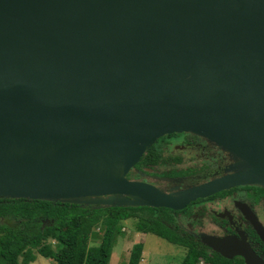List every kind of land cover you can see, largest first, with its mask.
<instances>
[{
	"label": "water",
	"instance_id": "obj_1",
	"mask_svg": "<svg viewBox=\"0 0 264 264\" xmlns=\"http://www.w3.org/2000/svg\"><path fill=\"white\" fill-rule=\"evenodd\" d=\"M182 132L227 172L175 191L126 177ZM238 185L264 188V0H0V198L176 211ZM194 236L264 264L241 233Z\"/></svg>",
	"mask_w": 264,
	"mask_h": 264
},
{
	"label": "trees",
	"instance_id": "obj_2",
	"mask_svg": "<svg viewBox=\"0 0 264 264\" xmlns=\"http://www.w3.org/2000/svg\"><path fill=\"white\" fill-rule=\"evenodd\" d=\"M155 143V142H154ZM151 144L141 155L135 168L154 164L157 145ZM127 177V176H126ZM186 207L183 212H188ZM135 219L136 232L152 233L184 248L178 264H243L241 257L225 259L202 245L189 233L177 230L172 211L168 208L138 206L92 207L74 203L22 198H0V264H27L36 254L52 259L54 264H108L120 222ZM100 231L96 245H89ZM49 239L57 242L55 249ZM142 242L134 243L128 251L126 264H138Z\"/></svg>",
	"mask_w": 264,
	"mask_h": 264
},
{
	"label": "flooded vegetation",
	"instance_id": "obj_3",
	"mask_svg": "<svg viewBox=\"0 0 264 264\" xmlns=\"http://www.w3.org/2000/svg\"><path fill=\"white\" fill-rule=\"evenodd\" d=\"M154 142L157 145L155 163H147L139 168L133 166L127 172V178L158 185L164 190L182 189L225 174V169L232 162L225 152L195 134L170 133L158 137ZM174 149L180 154L170 153L167 157H162L164 151ZM191 151H194V155L198 153L202 156L200 163L196 164L194 160L193 164L186 168L169 167L170 163H178L183 153ZM190 203L194 204L187 208V213L183 212ZM190 203L181 210H171L174 217V224L171 226L193 237L198 232L215 235L241 233L252 250L264 260V244L246 217L247 214L252 215L264 228V188L256 185H238L204 198H197Z\"/></svg>",
	"mask_w": 264,
	"mask_h": 264
},
{
	"label": "rangeland",
	"instance_id": "obj_4",
	"mask_svg": "<svg viewBox=\"0 0 264 264\" xmlns=\"http://www.w3.org/2000/svg\"><path fill=\"white\" fill-rule=\"evenodd\" d=\"M207 141V140H206ZM170 153L180 154L178 150L164 151L162 157H167ZM182 155V154H181ZM199 155V157H197ZM202 156L194 151L183 153L181 160L178 163H170L169 167L174 169H182L189 167L193 164L194 160L200 163ZM192 159V160H188ZM214 159V158H213ZM165 165V164H164ZM166 167V166H165ZM168 167V168H169ZM226 170V169H225ZM140 173H138L139 175ZM161 189L164 190L161 186ZM181 189V188H180ZM177 189H168L165 191H175ZM202 201V200H199ZM198 201V202H199ZM197 203V202H196ZM194 203H190L187 207H191ZM135 219H126L120 222V233L115 238V243L111 249L108 264H126L128 251L132 244L142 242V253L138 264H178L184 248L177 244L170 243L164 238H160L152 233H140L134 229ZM95 235H91L89 238V245H96L99 241L100 231H97V227L93 228ZM48 244L52 249H55L57 242L54 239H49ZM27 264H54L52 259L42 257L36 254L34 259Z\"/></svg>",
	"mask_w": 264,
	"mask_h": 264
},
{
	"label": "built area",
	"instance_id": "obj_5",
	"mask_svg": "<svg viewBox=\"0 0 264 264\" xmlns=\"http://www.w3.org/2000/svg\"><path fill=\"white\" fill-rule=\"evenodd\" d=\"M196 264H205L202 260H198Z\"/></svg>",
	"mask_w": 264,
	"mask_h": 264
},
{
	"label": "crops",
	"instance_id": "obj_6",
	"mask_svg": "<svg viewBox=\"0 0 264 264\" xmlns=\"http://www.w3.org/2000/svg\"><path fill=\"white\" fill-rule=\"evenodd\" d=\"M141 233V232H140ZM141 253H142V250H141Z\"/></svg>",
	"mask_w": 264,
	"mask_h": 264
}]
</instances>
